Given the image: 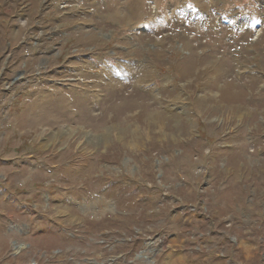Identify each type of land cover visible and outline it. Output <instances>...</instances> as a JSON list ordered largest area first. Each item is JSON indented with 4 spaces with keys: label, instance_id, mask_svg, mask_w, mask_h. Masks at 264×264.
I'll return each mask as SVG.
<instances>
[{
    "label": "rangeland",
    "instance_id": "obj_1",
    "mask_svg": "<svg viewBox=\"0 0 264 264\" xmlns=\"http://www.w3.org/2000/svg\"><path fill=\"white\" fill-rule=\"evenodd\" d=\"M0 264H264V0H0Z\"/></svg>",
    "mask_w": 264,
    "mask_h": 264
}]
</instances>
